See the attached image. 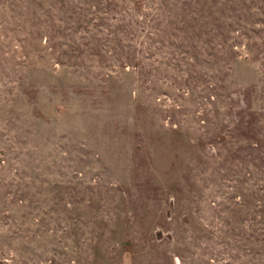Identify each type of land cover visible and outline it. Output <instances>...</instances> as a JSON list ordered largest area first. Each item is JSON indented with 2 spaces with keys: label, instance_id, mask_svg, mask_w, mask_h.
Here are the masks:
<instances>
[{
  "label": "rangeland",
  "instance_id": "1",
  "mask_svg": "<svg viewBox=\"0 0 264 264\" xmlns=\"http://www.w3.org/2000/svg\"><path fill=\"white\" fill-rule=\"evenodd\" d=\"M0 264H264V0H0Z\"/></svg>",
  "mask_w": 264,
  "mask_h": 264
}]
</instances>
